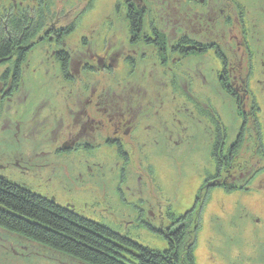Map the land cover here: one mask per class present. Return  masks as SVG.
Here are the masks:
<instances>
[{"label":"rangeland","instance_id":"374dc122","mask_svg":"<svg viewBox=\"0 0 264 264\" xmlns=\"http://www.w3.org/2000/svg\"><path fill=\"white\" fill-rule=\"evenodd\" d=\"M130 1L134 0H0L1 12L7 10L13 14H26L41 19L43 24V29L28 45L32 48L23 63V81L11 96L8 94L15 59L0 65V174L39 196L55 199L60 206L72 207L87 220L105 225L144 247L164 252L169 249V244L160 231L169 226L167 213L179 216L193 207V197L203 183L202 176L210 171L212 150L204 149V143L210 137V124L223 121L219 114L224 120L229 118L220 104L223 102L227 110L226 105L231 101L221 89L219 80L216 84L217 79L208 75V81L203 79L206 74L205 60L209 56L192 54L185 59H175L176 64H173L171 55L166 63L160 64L158 50L152 44L144 40H140L139 44H130V26L126 21L127 7L133 5ZM217 1L211 3L212 0H209L202 5L192 0H149L143 20L157 29L161 42V37L169 43V39L188 35L197 43H211L216 39L210 34L217 33L220 21L221 29L227 36L230 32L235 33L231 24L235 17L228 16H239L242 20L245 17L244 7L250 19L248 24L260 28L264 45V0H220V3L223 2L221 6ZM221 9L224 14H221ZM214 16L218 19L206 26L204 20ZM173 21L176 23H171ZM61 29L70 31L63 35L61 43L65 40L69 44L64 48L73 59L71 69L75 70L71 72L76 78L72 82L60 79L61 70L56 58H62V51L58 50L61 46L56 45L54 36ZM150 30L147 27L145 31L149 34ZM81 36L86 37L87 42H77ZM96 49L99 54L108 50L117 52L121 55V65L118 63L119 66L113 67L112 73L97 71L90 74L85 71L87 68L81 69L86 61L88 67L96 68ZM52 51H55L54 55H51ZM134 52L144 56V59L139 56L140 59L130 65V74H127L128 67L122 57ZM229 72L230 84L234 82L241 87L243 77L237 79L234 75L247 72V63L244 71L240 72L239 66H235ZM4 74H8V79H3ZM258 80L264 81V76ZM132 84L155 87L157 93H149L148 99L144 92L136 93ZM94 87L96 92L93 95ZM103 92L112 101H118L122 95H132L135 102L147 100L143 106L144 113L151 112L153 106H147L150 102L157 107L158 111L152 110L158 112L155 130L135 131L133 136L121 131L117 133L133 146H141L140 142L158 143L160 147L170 143L167 157L154 150L147 152L150 159L155 156L153 179L163 200L161 208L155 204L157 211L153 221L144 215L148 205L141 199L135 201L137 196L148 199L153 185V181L148 183L145 167H138V163L142 162L141 153H138L140 157L130 156V168L126 166L122 182L123 174L118 164L111 166L114 161L98 156L97 150L56 155L53 153L56 147L48 143L54 135L58 137L56 142L61 143L90 132L98 123H90L88 114L96 117L94 109L97 105L94 102L100 101L98 95ZM240 93L245 108V103L251 98L242 89ZM85 121L86 125L79 127ZM172 121L175 126H172ZM186 127L190 128L188 133L185 132ZM172 132L173 140L168 142ZM98 134L101 135L100 132ZM138 134L143 137L135 141ZM194 135L200 140L194 142ZM181 139L184 142L181 143ZM176 143L181 144L178 146ZM258 151L257 147L255 151L246 147L236 157L230 173L237 182H240L241 174L245 175L254 165L259 166L256 163L259 157L253 159ZM132 152L136 154L135 149ZM131 169L142 171L141 183H137L139 175L137 172L132 175ZM226 175L227 171L222 173L223 177ZM164 178H169V181H164ZM138 185H141V192L132 197V192L137 189H128ZM256 191L257 197L262 195L260 199H264V188L250 193ZM223 193L221 198L214 200H210V195L203 209L194 252L196 264H264V207H257L249 192ZM146 223L151 224L154 230ZM0 264L87 263L0 228Z\"/></svg>","mask_w":264,"mask_h":264},{"label":"flooded vegetation","instance_id":"af4514ba","mask_svg":"<svg viewBox=\"0 0 264 264\" xmlns=\"http://www.w3.org/2000/svg\"><path fill=\"white\" fill-rule=\"evenodd\" d=\"M149 0H134L130 1V7H127L126 11V21L129 23L130 26V44L135 45L139 44L138 42L140 40H144L146 43L152 44L155 49L158 50L160 64L166 63V61L170 58V56H173V64H176L174 62L177 58H187L192 54H205L207 57H211L212 60L208 57L205 60V69L206 74L203 75L204 81L206 80L207 75L217 79L216 84L219 82L222 84L221 89L226 93L229 97V102L226 107L224 106V103L222 102L220 104V107L223 108L225 112L228 113L229 118L223 119V116H221L219 113V116L223 121H215L211 122L210 124V133H209V139L204 143L205 147L204 149L211 148L212 154H211V160H210V171L208 175L202 176V186L198 192L197 195L193 197L194 204L197 206L201 203H204L205 201H208L210 195L211 199H219L223 196V192L226 193H236L238 191H245L249 192L250 197L253 199L254 203L257 207H264V199H260L262 195H258L257 197V191L254 193H250L252 190H261L264 188V81L258 80L257 78L264 76V45L262 46V37L260 28H254L248 24V21L250 20L246 11V8H242L244 10L245 17L242 20H239V16H232L229 15L228 18H234V21H231L233 24V30H235V33L230 32V34L227 36L221 29L222 21H220V25L216 27L217 33H211L210 37H213L216 39V41H213L211 43H197L189 38L188 35L179 37L176 39H169L170 42L164 41V37H161L162 42L160 41V37L158 36L157 29L153 28L150 25L146 24L143 20L145 15V7H147ZM195 2H199L200 4L204 5L207 4L209 0H192ZM218 0V5H222ZM214 0H212L211 3H213ZM227 5V4H226ZM230 7L229 5L227 6ZM211 9V8H210ZM130 10L135 15H140L141 18V24L137 30L134 28L129 14ZM221 14H224V11L221 9ZM218 19V17H208L204 20V24L206 26H210V22H215ZM179 22V20H177ZM169 22V21H168ZM167 22V23H168ZM171 23H176V21H173ZM169 23V25H171ZM150 27L151 30L149 31V34L146 33V28ZM135 29V30H134ZM149 29V28H148ZM242 30V31H241ZM72 31V30H71ZM69 32H64L63 29L59 31L58 34H55V40L56 45L58 47L61 46V48H58L62 51L60 52V55H62V58H56L60 65V79L65 82H72L76 75H74L72 72L75 69H71L72 61L73 59L70 58V54L67 52L68 50L64 48V46H69L65 40L61 43V40L64 39L63 35H66ZM151 33V34H150ZM144 34V36H143ZM207 34V33H206ZM208 35V34H207ZM171 38V37H170ZM77 42H87L86 37H79L77 39ZM264 42V41H263ZM162 43V45H161ZM161 45V46H160ZM64 51V52H63ZM66 51V52H65ZM53 52V51H52ZM51 52V53H52ZM59 52V51H58ZM55 51L51 54L54 55ZM57 54V53H56ZM94 54L96 55L98 59V63L95 69L88 67L87 61L84 62L83 68L86 72L96 73L98 72H107L112 73L113 67L116 65H121L119 62L121 60V55H119L117 52H113L112 50H108V52H105L104 54H99L97 52V49L94 51ZM134 54V57L132 56ZM130 55H124L122 57V60L124 59V64L126 67H128L127 74H130L132 71V67L135 63V60L143 58L144 56H141L139 54H136V52L132 53ZM112 56V58H110ZM137 56V58H135ZM140 56V58H138ZM15 59L14 61V68L12 71V77L10 80V87L9 90L10 93L8 94L11 96V94L18 88L13 85L14 82V69H15V63L17 62L18 58L17 56H13L11 60ZM144 59V58H143ZM179 60V59H178ZM119 63V65H118ZM247 63V72L238 73L234 76L237 77H243V85L241 87L236 86L235 83L230 84L229 77H231V73L229 72L230 69H232L235 66H239L240 72L244 71L246 68ZM249 63V66H248ZM131 65V66H130ZM172 69V67H171ZM22 70V75H23ZM72 71V72H71ZM80 72V71H79ZM202 72H200L201 74ZM258 82V84H257ZM132 89L135 87L136 93L144 92V95H147L149 93H153L155 95L157 93V90L155 87L152 88H145L140 85H131ZM244 90L246 93H249V98L244 105H242V98L240 91ZM96 92V87L93 89V95ZM216 92V91H213ZM245 93V94H246ZM100 98V101L94 102L96 103V107L94 109L96 117H91L88 114V120L90 123H98L95 124V127L93 126V129L88 133L79 134L75 137H80L83 135L81 139L75 138L73 140H64L61 143L56 142L58 140V137L56 135L51 138V140L48 141L49 144L55 146L54 152L56 155L61 154H68L71 155V153H82L81 151H88V152H96V150L99 152L98 156L103 157H109L114 161V163L111 166H114V164H118V169L121 170V174H123L122 182L125 179V174L127 172V168H130V161H131V155L134 154L135 156H139L138 153H141V160L142 162L138 163L139 169H142L141 167H145L146 170V176L148 178V183L151 184L153 181V185L151 184V194L148 195V199L146 198H139L137 196L138 192L140 191L141 185L135 186V188H129L128 191L135 190L132 192V197L137 196L138 199H141V202L148 205L147 212L145 214L144 208L143 212L144 215L150 218V221H153L156 216V208L155 204H158L161 208V204L163 203V200L159 196L155 181L153 179L154 176V168H155V156L151 157V159L147 156V152L149 150H154L155 152H160L163 154V157H167L169 154L167 153L169 150L170 143L168 145L161 146L157 143L156 145L154 143L147 144L144 142H140L141 146H133L134 144L130 145V143H126L125 140L122 139L121 136L117 135L118 132H123V134H128V136H133L135 131H147L155 130V120L158 117V112L152 111L157 110L156 105H154L153 102H150L147 104L152 105L151 112L144 113V104L147 103V100H139L135 102V100H132V95L130 96H121L118 101H112L108 96H105V92L98 95ZM108 101H107V99ZM138 99H141L140 97ZM149 99V98H148ZM195 106V105H194ZM222 110V109H221ZM158 111V110H157ZM216 111V110H215ZM69 112H73L72 109H69ZM224 112V113H225ZM74 113H76L74 111ZM149 113L151 115H149ZM227 113H225L227 115ZM99 114L103 115L104 117H101ZM222 114V113H221ZM193 114L189 115L192 116ZM195 116V115H194ZM56 118V117H55ZM205 119V118H204ZM79 121V120H76ZM87 121L84 123L81 122L79 124L80 126H85ZM178 123L181 124L182 121L178 119ZM167 125V122H166ZM172 126H175L174 122L172 121ZM102 129L99 130V128ZM106 128L107 131H106ZM168 128V125L166 126ZM113 130V132H112ZM190 128L186 127L185 132L188 133ZM101 133L99 136L98 132ZM95 135L91 134L95 133ZM82 133V132H81ZM114 134V136H112ZM173 132L169 135V141L171 142L173 139ZM142 135L138 134V136H135L134 140L139 141L142 139ZM190 137V135L188 136ZM99 138V140H98ZM199 137L194 135V142L197 140H200ZM205 140V138H204ZM159 141V140H157ZM165 141V140H164ZM55 142V143H53ZM184 142V139H181V143ZM180 143V144H181ZM177 144L176 145H180ZM201 146V145H200ZM171 147V146H170ZM246 147L248 150L255 151V147L259 148V153L256 152L253 155V159L256 157H259V159L256 161L258 165L252 166L248 171H246L245 175L241 174L240 176V182H237L235 178H233L232 174L230 173V170L234 168L235 166V159L237 156H239L241 151H245ZM203 148V147H202ZM136 151V154L132 152V150ZM95 150V151H93ZM138 150V151H137ZM166 152V154H165ZM52 153V152H51ZM252 159V160H253ZM140 160V159H139ZM140 160V161H141ZM252 162V161H249ZM136 165V164H134ZM133 165V166H134ZM249 164L246 165V167ZM127 166V168H126ZM132 166V167H133ZM251 170V171H250ZM253 170V171H252ZM227 171V175L225 177L222 176V173ZM131 174L134 175L137 172V183H141V177L142 171L138 170L135 171L134 169L130 170ZM262 177V178H260ZM156 178V177H155ZM130 179V178H129ZM132 180V179H131ZM164 181H169V178L167 180L164 178ZM239 181V180H238ZM201 182V180H199ZM263 183V184H262ZM214 190V191H213ZM123 194V191L121 192ZM126 195V194H125ZM251 199V200H252ZM168 212L167 214H169ZM143 217V216H142ZM144 218V217H143ZM147 222V221H146ZM149 224V223H148ZM146 223V225L149 227ZM175 226V225H174ZM182 226L181 223H178L175 227Z\"/></svg>","mask_w":264,"mask_h":264},{"label":"trees","instance_id":"16d2710c","mask_svg":"<svg viewBox=\"0 0 264 264\" xmlns=\"http://www.w3.org/2000/svg\"><path fill=\"white\" fill-rule=\"evenodd\" d=\"M6 12L7 15L0 11V62L17 56L13 82L17 87L23 81V63L32 48L28 45L43 24L41 19L26 14ZM129 17L137 30L140 15L131 11ZM205 205L198 204L192 213L174 224L182 226L173 225L161 232L169 244V249L161 252L87 220L0 175V228L87 264H196L194 252Z\"/></svg>","mask_w":264,"mask_h":264}]
</instances>
